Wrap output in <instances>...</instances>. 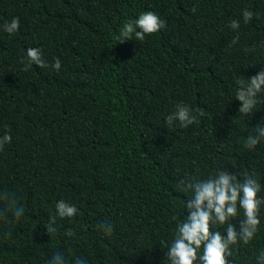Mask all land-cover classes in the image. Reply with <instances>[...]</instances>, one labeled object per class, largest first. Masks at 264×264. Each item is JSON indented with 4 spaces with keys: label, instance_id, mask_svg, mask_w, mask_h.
Masks as SVG:
<instances>
[{
    "label": "trees",
    "instance_id": "16d2710c",
    "mask_svg": "<svg viewBox=\"0 0 264 264\" xmlns=\"http://www.w3.org/2000/svg\"><path fill=\"white\" fill-rule=\"evenodd\" d=\"M144 11L166 26L116 44ZM13 17L17 32L0 29V136L12 137L0 150V264H46L56 251L69 264H161L187 216L184 177L255 173L264 197V142L243 146L264 125V91L248 116L235 99L237 81L264 68V0H0V24ZM29 47L60 70L31 64ZM178 103L204 115L169 127ZM61 199L78 211L57 216L50 236ZM10 203L24 208L19 219ZM259 218L252 241L232 246V264H256L264 205ZM240 219L242 210L229 222Z\"/></svg>",
    "mask_w": 264,
    "mask_h": 264
},
{
    "label": "clouds",
    "instance_id": "9594fccd",
    "mask_svg": "<svg viewBox=\"0 0 264 264\" xmlns=\"http://www.w3.org/2000/svg\"><path fill=\"white\" fill-rule=\"evenodd\" d=\"M253 16L254 13L251 10L247 8L242 10L244 23L250 22ZM165 26V21L156 13L141 12L137 18L128 19L119 29L116 44L133 40V38L143 41L146 35L156 33ZM19 27L18 17L0 24V29L8 34H14ZM229 27L233 30L239 29V20H231ZM238 40L237 35L230 43L235 45ZM26 56L31 64L40 68L51 67L57 72L61 68L59 58H55L54 63L49 64L38 47H29L26 50ZM237 84L239 86L235 99L240 102L238 112L245 116L251 115L258 103V94L264 91V68L249 77L247 81H237ZM198 115L203 116L204 112L199 109L193 110L184 103H178L175 110L165 117V122L171 127L175 121H179L181 127L187 128L197 121ZM11 140L12 137L8 132L0 136V150L5 144L11 143ZM262 142H264V125L258 123L254 133L246 138L243 146L246 149H254ZM179 183L183 190L191 193L184 202L187 216L176 225L174 237L166 247L161 264H232L228 259L232 255V246L239 242L249 244L261 223L260 208L264 205V197L258 195L262 185L255 173L245 172L242 177H238L237 174L226 169H218L215 174L207 178L186 176ZM241 210L243 219L239 220L238 226L230 223L229 221L237 217ZM6 211L19 219L25 210L22 206L10 203ZM77 211L74 205L63 199L56 202L55 215H51L48 224L45 225L46 232L51 236L57 231L55 226L57 216L61 219L72 218ZM223 225H227L224 233L215 230L216 226ZM102 228L106 235H110L113 231L111 223L102 225ZM67 235L73 236L74 233L69 231ZM201 247L202 253H200ZM255 259L256 264H264V250H261ZM46 264H69V261L62 252L56 251ZM72 264H88V261L84 257H75Z\"/></svg>",
    "mask_w": 264,
    "mask_h": 264
}]
</instances>
